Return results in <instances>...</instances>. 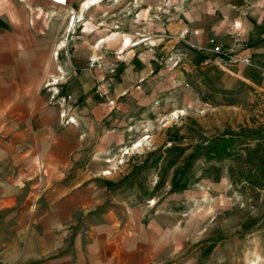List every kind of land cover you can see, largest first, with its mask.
Returning <instances> with one entry per match:
<instances>
[{
	"label": "crops",
	"instance_id": "crops-1",
	"mask_svg": "<svg viewBox=\"0 0 264 264\" xmlns=\"http://www.w3.org/2000/svg\"><path fill=\"white\" fill-rule=\"evenodd\" d=\"M145 6L148 9L139 12L141 20H119V25L114 21L113 29L122 38L127 33L125 22L137 28L132 30L135 33L152 25L160 30L142 35L144 40L132 36L138 43L123 53L125 63L115 78L114 96L135 88L141 93L145 88L152 103L164 97L169 100L179 87L183 93L203 90L221 103L238 102L243 94L249 101L264 98L261 72L241 65L218 67L209 63L208 55L186 56L175 71L163 68L161 85L163 72L157 69L161 61L168 64V58L188 54L187 44L177 38L186 28V42L205 46L215 37L225 50L264 65V0H189L167 24L165 14L157 22L150 12H154L152 4ZM144 11L148 17L142 15ZM110 31L100 29L92 40L78 43L72 54L70 63L77 76L62 89L74 96L69 116L75 117V125L62 126L58 107L40 91L43 80L54 71L46 68L50 48L28 42L27 48L0 50L2 264H158L162 232L155 225L159 221L145 219L143 208L99 187V177L91 172L98 163L96 156L110 147L106 105L94 97V79L86 65L93 54L104 51Z\"/></svg>",
	"mask_w": 264,
	"mask_h": 264
},
{
	"label": "rangeland",
	"instance_id": "rangeland-1",
	"mask_svg": "<svg viewBox=\"0 0 264 264\" xmlns=\"http://www.w3.org/2000/svg\"><path fill=\"white\" fill-rule=\"evenodd\" d=\"M81 1L67 0L64 5L53 0H0V50L27 48L31 42L50 48L46 68L54 71L40 91L58 107L64 126L69 125L66 117L75 103L74 96L62 89L77 76L70 63L75 46L92 40L100 29L112 28L104 51L93 54L86 65L94 79V97L107 109L110 148L95 158L98 163L91 172L99 177L97 185L143 208L145 219L159 221L158 264H264V98L249 101L243 94L238 102L221 103L203 90L183 93L179 87L169 100L152 103L145 88L114 96L115 78L125 63L123 53L138 42L132 36L144 40L142 35L159 30V25H152L135 33L137 28L125 22L123 39L113 29L114 21L119 25V20H141L139 12L152 4L151 15L158 22L165 14L167 24L189 0H163L164 10L160 0L136 2L139 5L105 0L84 11ZM72 9L81 16L75 18ZM85 32L90 34L83 36ZM181 33L177 38L187 44L188 54L158 64L163 72L159 84L165 69L175 71L189 55H208L209 63L218 67L235 65L220 66L215 55L195 48L207 47L215 37L205 46L195 45ZM53 51L58 54L53 56ZM92 58H102L106 68L89 70Z\"/></svg>",
	"mask_w": 264,
	"mask_h": 264
},
{
	"label": "built area",
	"instance_id": "built-area-1",
	"mask_svg": "<svg viewBox=\"0 0 264 264\" xmlns=\"http://www.w3.org/2000/svg\"><path fill=\"white\" fill-rule=\"evenodd\" d=\"M55 3L60 4L59 0H53ZM189 33V29H183L180 37H183V35H186ZM193 47V45H192ZM197 50L204 51V52H209L215 55L216 58V63L220 66H228L229 64H235V65H241V66H247L251 67L258 72H261V74L264 76V65L261 63H258L254 59H252L249 56H243L237 52H233L231 50H225L221 44L218 43V41L213 38L209 41L207 47L203 46H196ZM105 62L102 58L96 59L92 58L88 64V69L93 70V69H102L106 68V65L103 63ZM112 69V68H111ZM113 71V70H111ZM64 117H66L64 115ZM66 122L68 124L75 123L74 117L68 116L66 117Z\"/></svg>",
	"mask_w": 264,
	"mask_h": 264
},
{
	"label": "bare ground",
	"instance_id": "bare-ground-1",
	"mask_svg": "<svg viewBox=\"0 0 264 264\" xmlns=\"http://www.w3.org/2000/svg\"><path fill=\"white\" fill-rule=\"evenodd\" d=\"M61 1L62 0H59V2L61 3ZM98 2H100L99 0H86V1H84L83 2V4H82V6H81V8L83 9V8H89L91 5H93V4H97ZM72 11H73V9H72ZM73 14L75 15V18H76V12L75 11H73ZM78 16H81L80 14H78ZM74 17V16H73ZM138 43V42H137ZM137 43L136 44H134V45H137ZM64 45V44H63ZM58 53L56 52V51H53V56H55V55H57Z\"/></svg>",
	"mask_w": 264,
	"mask_h": 264
}]
</instances>
